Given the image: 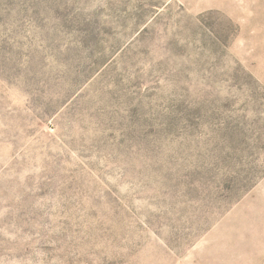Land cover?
<instances>
[{
	"label": "rangeland",
	"instance_id": "obj_1",
	"mask_svg": "<svg viewBox=\"0 0 264 264\" xmlns=\"http://www.w3.org/2000/svg\"><path fill=\"white\" fill-rule=\"evenodd\" d=\"M264 179V0H0V264H200Z\"/></svg>",
	"mask_w": 264,
	"mask_h": 264
},
{
	"label": "crops",
	"instance_id": "obj_2",
	"mask_svg": "<svg viewBox=\"0 0 264 264\" xmlns=\"http://www.w3.org/2000/svg\"><path fill=\"white\" fill-rule=\"evenodd\" d=\"M198 252L200 264H264V179L208 231Z\"/></svg>",
	"mask_w": 264,
	"mask_h": 264
}]
</instances>
